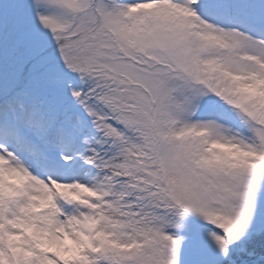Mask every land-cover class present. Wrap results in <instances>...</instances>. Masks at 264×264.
<instances>
[{"label":"snow or ice","instance_id":"6c2138e0","mask_svg":"<svg viewBox=\"0 0 264 264\" xmlns=\"http://www.w3.org/2000/svg\"><path fill=\"white\" fill-rule=\"evenodd\" d=\"M0 264H264V0H0Z\"/></svg>","mask_w":264,"mask_h":264}]
</instances>
